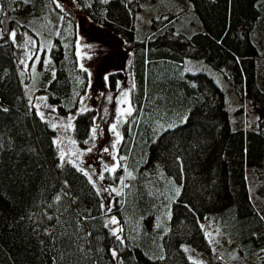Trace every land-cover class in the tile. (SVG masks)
Returning a JSON list of instances; mask_svg holds the SVG:
<instances>
[{
  "label": "trees",
  "instance_id": "obj_1",
  "mask_svg": "<svg viewBox=\"0 0 264 264\" xmlns=\"http://www.w3.org/2000/svg\"><path fill=\"white\" fill-rule=\"evenodd\" d=\"M68 1L132 56V110L116 168L103 174L110 205L62 160L57 129L34 104L43 94L72 114L69 136L88 144L96 110L83 108L89 74L76 17L58 0H0V264H220L206 218L239 264H264V0H175L177 10L158 0ZM30 15L55 30L46 36L53 74L32 94L20 66ZM107 77L114 89L123 72Z\"/></svg>",
  "mask_w": 264,
  "mask_h": 264
},
{
  "label": "rangeland",
  "instance_id": "obj_2",
  "mask_svg": "<svg viewBox=\"0 0 264 264\" xmlns=\"http://www.w3.org/2000/svg\"><path fill=\"white\" fill-rule=\"evenodd\" d=\"M66 13L73 14L77 19L78 39L77 53L80 63L89 74V86L83 108L93 107L96 117L91 129V137L87 145L82 146L73 140L68 132L73 126V115H60L55 105L49 103L43 94H34V104L40 114L57 129V144L62 160H67L84 170L92 179L96 187L105 198L106 206L110 205V190L103 184L105 171L115 170L117 165L116 148L120 140V124L132 110L130 101L132 89L131 53L125 50L120 38L109 30L102 28L79 13H74L76 8L72 1L58 0ZM167 3L168 8L177 10L175 0H158ZM160 8V7H159ZM71 11V12H70ZM29 14L28 10H24ZM193 18L192 15H186ZM30 25L34 28V37L27 38L22 44L25 48L20 56V66L23 71H28L27 76L31 86V94L34 90L44 88L53 74V62L49 58V45L51 37L46 39L48 33L53 30V23L40 16H28ZM56 32L54 33V35ZM32 35V34H31ZM29 37V35L25 36ZM43 49V51H42ZM42 51V52H41ZM40 53H43L40 65L36 61ZM34 59V60H33ZM39 63V61H38ZM110 71H122L123 77L116 80L115 88L111 89L108 83ZM36 73L39 80L36 84ZM30 94V95H31ZM230 102L237 96L236 91H228ZM246 103V117L249 123L255 124V116L249 111ZM248 111V112H247ZM115 125V131H113ZM93 129L95 134L93 135ZM119 133V136L116 133ZM113 217L107 218L108 227L114 231L118 224H112ZM202 227L211 244V254L217 253L222 257L220 264H239L235 254L230 251L228 240L214 220L206 218L202 221ZM119 235V232H117ZM186 248V247H184ZM188 251V250H187ZM189 255V254H188ZM190 257V256H189ZM191 258V257H190Z\"/></svg>",
  "mask_w": 264,
  "mask_h": 264
},
{
  "label": "snow or ice",
  "instance_id": "obj_3",
  "mask_svg": "<svg viewBox=\"0 0 264 264\" xmlns=\"http://www.w3.org/2000/svg\"><path fill=\"white\" fill-rule=\"evenodd\" d=\"M24 2L26 3L27 2V0H24ZM13 37H15V32H13L12 34H11ZM82 67V66H81ZM93 131V135L95 134V129H93L92 130ZM113 131H115V125H113ZM116 135L117 136H119V133L117 132L116 133ZM113 171H114V169H112ZM85 175H87V173H85ZM101 179H103V177L101 176L100 177ZM110 223H112V224H118L119 222L115 219V218H113L111 221H110ZM119 231H121L119 228H117V229H115L114 231H113V235L114 236H116V238L118 239V240H120L121 238L117 235V232H119ZM122 242V241H121ZM112 255H113V257H115L117 254H116V252L113 250L112 251Z\"/></svg>",
  "mask_w": 264,
  "mask_h": 264
}]
</instances>
